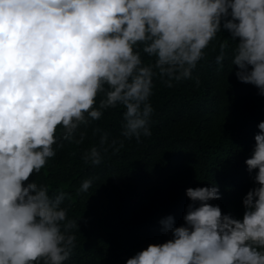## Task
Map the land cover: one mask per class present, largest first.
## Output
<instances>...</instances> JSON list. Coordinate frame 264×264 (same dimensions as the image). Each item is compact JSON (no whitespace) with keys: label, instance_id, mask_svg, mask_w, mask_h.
<instances>
[{"label":"clouds","instance_id":"1","mask_svg":"<svg viewBox=\"0 0 264 264\" xmlns=\"http://www.w3.org/2000/svg\"><path fill=\"white\" fill-rule=\"evenodd\" d=\"M223 30L235 42L238 81L264 96V0H0V264L69 259L78 223L62 207L68 194L49 195L30 177L56 155L53 145L82 144L108 109H125L123 137L151 136L154 78L169 88L191 79ZM227 47L219 44L218 64ZM257 127L242 218L210 203L221 199L215 183L190 187L183 224L162 218L171 238L126 264H264V121ZM92 132L100 143L82 154L85 163L100 165L102 153L123 147Z\"/></svg>","mask_w":264,"mask_h":264},{"label":"trees","instance_id":"2","mask_svg":"<svg viewBox=\"0 0 264 264\" xmlns=\"http://www.w3.org/2000/svg\"><path fill=\"white\" fill-rule=\"evenodd\" d=\"M229 38L226 30L217 34L191 79L169 88L154 78L151 136L142 135L139 143L123 137L125 109L118 106L89 126L82 144L53 145L56 155L30 179L47 185L49 195L68 194L62 207L78 227L72 229L76 246L64 264H126L149 244L170 239L159 221L171 215L176 226L183 224L190 187L215 183L221 199L210 203L242 218V200L255 174L247 171L245 160L251 156L257 125L264 121V96L238 81L231 63L235 42ZM225 40L228 47L218 64L219 44ZM142 58L149 62L146 54ZM95 127L108 133V144L113 139L117 147L123 143L116 154L111 148L102 153L100 165L82 159L100 143V134L92 132ZM84 180L92 181L86 192L80 191Z\"/></svg>","mask_w":264,"mask_h":264}]
</instances>
